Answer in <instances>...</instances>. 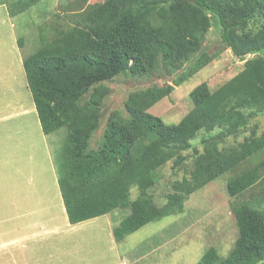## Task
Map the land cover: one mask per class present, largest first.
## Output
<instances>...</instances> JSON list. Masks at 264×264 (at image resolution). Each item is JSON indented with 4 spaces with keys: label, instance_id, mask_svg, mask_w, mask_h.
Returning a JSON list of instances; mask_svg holds the SVG:
<instances>
[{
    "label": "trees",
    "instance_id": "obj_1",
    "mask_svg": "<svg viewBox=\"0 0 264 264\" xmlns=\"http://www.w3.org/2000/svg\"><path fill=\"white\" fill-rule=\"evenodd\" d=\"M38 1H9L8 13ZM257 20L261 24L252 29ZM74 21L66 29L41 27L40 46L22 60L42 133L66 128L57 182L70 224L127 210L112 228L119 242L146 223L181 212L191 193L264 152V130L256 134L251 122L264 112V0H103L88 4ZM210 29L244 60L243 67L214 89L206 82L193 87L190 110L168 124L148 109L215 58L202 48ZM181 68L172 84L129 92L123 112L108 114L102 145L89 148L108 90L104 82L121 73L145 77ZM200 132L202 148L193 150L188 176L172 182L164 203L156 204L150 191L160 168L168 161L173 168L182 165L183 151ZM229 137L241 141L227 144ZM263 175L264 158L232 175L226 192L235 197L260 183L264 201ZM232 212L237 236L228 255L209 247L196 264L264 262L263 209L245 200Z\"/></svg>",
    "mask_w": 264,
    "mask_h": 264
},
{
    "label": "rangeland",
    "instance_id": "obj_2",
    "mask_svg": "<svg viewBox=\"0 0 264 264\" xmlns=\"http://www.w3.org/2000/svg\"><path fill=\"white\" fill-rule=\"evenodd\" d=\"M9 1L15 0H0V42L4 43L3 50L0 43V89H4L1 96L9 102L8 108H12L10 113H13L33 106L22 65L18 63V54L16 50H11L13 38H22L23 45L19 50L21 58H24L40 46L41 27L53 25L54 28L66 29L74 24L75 18L88 4L103 0H40L13 16L8 13ZM260 22L253 21L251 28L256 29ZM213 32L210 29L206 34L202 48L214 54L215 58L174 86L171 93L155 103L148 112L168 124L176 123L192 107L188 93L193 87L206 82L214 89L242 69L244 60L233 56ZM183 69L172 74L164 71L160 74L158 69L145 77L121 73L104 82L108 90L101 105L100 124L91 134L89 148L96 149L102 145L108 114L114 110L123 112V102L129 92L154 83L172 84ZM4 101L0 100V108L6 109L2 106ZM15 118L10 122L11 128L19 129V132L8 136L7 149L1 151L9 153L11 150L14 157L13 163H0V203L6 206V217L0 216V264H196L209 247L217 249L222 258L230 252L237 236L233 204L252 201L264 211V201L259 197L260 183L235 197H230L226 192L229 178L264 158L263 152L191 193L184 201L181 212L146 223L119 242L114 240L111 231L127 214L128 211L123 209H116L75 226H53L66 217L65 211L57 214V204L64 207L56 178L61 168L59 154L66 128L44 135L38 126L39 122L37 124L36 113ZM251 122L255 124L253 128L256 134H259L264 130V112L256 115ZM7 123L8 120L0 119V129ZM201 138L200 132L192 140V147L183 151L185 160L182 165L173 168L172 161H168L160 168L159 179L150 191L156 204L164 203L166 195L172 191V182L188 176L193 150L201 151ZM235 141H241V138L229 137L225 142L231 144ZM17 172V186L14 183L2 184L7 179H14ZM21 174L30 177L27 188ZM6 175L9 177L3 179ZM20 183L24 192L21 198L17 196ZM130 193L134 198L137 190L133 188ZM28 207L36 209L38 213L17 215V212H26L24 210ZM45 212L52 215H43Z\"/></svg>",
    "mask_w": 264,
    "mask_h": 264
},
{
    "label": "crops",
    "instance_id": "obj_3",
    "mask_svg": "<svg viewBox=\"0 0 264 264\" xmlns=\"http://www.w3.org/2000/svg\"><path fill=\"white\" fill-rule=\"evenodd\" d=\"M1 43V50H3V46H4V43L3 42H0ZM22 45H23V43H22ZM10 46H11V50H16V52H17V54H18V63L20 64V65H22V60H23V58H21L22 56H21V53H20V48L22 47V46H19L18 45V38L17 37H14L13 38V41H12V44H10ZM1 55L2 56H4V54L3 53H1ZM22 69H23V67H22ZM3 94H4V89L3 88H1L0 89V100H5L4 102H3V107H5L6 109H3L2 107L0 108V119H3V120H8V123L7 124H5L4 126H3V128L2 129H0V152L3 150V149H7V143H6V141H7V138H8V136L9 135H11L12 136V133H13V135H17L18 134V132H19V129H16V128H11L12 126H11V124H10V122L11 121H13L14 119L13 118H15V120L17 119V118H20V116L21 115H28V116H30L31 115V113H36V111H35V107H34V104H33V106L32 107H25V108H23V110H16L15 112H13V113H10V111H11V109L12 108H8L9 107V102L6 100V99H4V97H2L3 96ZM2 95V96H1ZM37 116V115H36ZM27 121V119L26 118H24V122H26ZM16 123H18L17 121H16ZM37 124H38V121H37ZM39 126V125H38ZM39 128H40V126H39ZM13 141V140H12ZM11 141V142H12ZM10 142V143H11ZM10 147H11V144H10ZM11 152V153H10ZM10 152L9 153H0V163H13V161H12V159H13V157H14V154H13V151H11L10 150ZM18 174H19V172H17V174H14L15 175V178L14 179H7V181L6 182H4V183H2L3 185H9V184H11V183H14L16 186H17V176H18ZM7 177H9V176H7L6 175V177L4 176L3 177V179L4 178H7ZM57 178V177H56ZM56 178L54 179V184H55V181H56ZM21 179L23 180V183H24V186H25V188H27L28 186H29V181H30V177H29V175L28 174H21ZM57 184H58V182H57ZM19 188V193L17 194V196H19L20 198L22 197V195H23V191H22V189H21V183H20V186L18 187ZM62 200V199H61ZM27 204V203H26ZM59 204V205H58ZM57 204V214L58 213H60V211L62 212V211H65V209L64 208H62V206H61V204L60 203H58ZM63 204V203H62ZM28 205V204H27ZM64 207V206H63ZM5 208H6V206H5V203L3 204V203H0V209H1V212H0V216H4V217H6V213H5ZM49 210H50V208H49ZM6 211L9 213V215L10 216H13L10 212H9V210H7L6 209ZM24 211H26V212H23V213H18L17 212V215L20 217V216H22L23 214H27V215H33V214H35L36 215V213H38L37 211H36V209L35 210H31L29 207H28V209L27 210H24ZM50 212V211H49ZM48 212V213H49ZM47 212H45V213H43V215H46V214H48ZM56 214V215H57ZM66 214V213H65ZM50 215H52L51 213H49L48 214V216H50ZM14 217V216H13ZM34 222V221H33ZM54 222V221H53ZM70 223L68 222V220H67V216L65 217V218H63V219H61V220H59L58 222H57V224H55V225H53V226H62V225H64L65 227L67 226V227H69L70 225L71 226H75L76 224H74V225H72V224H70ZM112 232V231H111Z\"/></svg>",
    "mask_w": 264,
    "mask_h": 264
},
{
    "label": "water",
    "instance_id": "obj_4",
    "mask_svg": "<svg viewBox=\"0 0 264 264\" xmlns=\"http://www.w3.org/2000/svg\"><path fill=\"white\" fill-rule=\"evenodd\" d=\"M214 33V32H213ZM214 35L216 36V33H214Z\"/></svg>",
    "mask_w": 264,
    "mask_h": 264
}]
</instances>
